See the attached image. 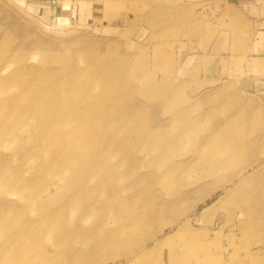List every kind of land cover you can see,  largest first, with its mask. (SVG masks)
<instances>
[{"label": "rangeland", "instance_id": "374dc122", "mask_svg": "<svg viewBox=\"0 0 264 264\" xmlns=\"http://www.w3.org/2000/svg\"><path fill=\"white\" fill-rule=\"evenodd\" d=\"M0 208V264H264V0H0Z\"/></svg>", "mask_w": 264, "mask_h": 264}, {"label": "bare ground", "instance_id": "6f19581e", "mask_svg": "<svg viewBox=\"0 0 264 264\" xmlns=\"http://www.w3.org/2000/svg\"><path fill=\"white\" fill-rule=\"evenodd\" d=\"M90 61H93V60H90ZM94 63V62H93ZM259 63H261V62H256V66H260V64ZM97 72V71H96ZM105 72H108V69H105V70H103L102 71V73H103V75L101 74V77H103V78H107V77H105ZM75 74V73H74ZM78 75V74H77ZM90 75V74H89ZM93 75V74H92ZM75 76V75H74ZM107 76V75H106ZM67 77V76H66ZM90 77V76H89ZM71 78L72 77H70V80H71ZM74 78V77H73ZM86 78H88V75H87V77ZM99 78H100V76H99ZM114 79V78H113ZM70 80H69V82H70ZM74 80V79H73ZM103 79H101V81H102ZM68 80H66V82H67ZM89 81V80H88ZM99 81V80H98ZM105 81H107V82H109L110 83V79H109V77L105 80ZM121 81V80H120ZM91 82V81H90ZM76 84V83H75ZM115 84H117V83H115ZM114 83H113V85H115ZM118 84H119V82H118ZM74 85V84H73ZM72 85V86H73ZM89 85V84H88ZM112 85V86H113ZM65 86H67V87H65ZM78 86V85H77ZM80 86V85H79ZM73 88V87H72ZM71 88V86L67 83H61L60 85L58 84V85H52L49 89H48V93H49V95H50V99H52L51 101L50 100H48L49 101V112L50 113H52V115H53V119L56 121V123L58 122V123H61L62 125H66V124H70V121L71 120H75L76 118H72V116H67L66 115V117L65 116H62L60 113H62L61 112V110H60V107H61V105H63V103H61V102H58V101H56L55 99H57V96H59L60 94L59 93H57V91L58 92H60L61 94H63V95H70L72 92H73V89ZM88 88V87H87ZM116 89V88H115ZM113 91V90H112ZM37 92H39V91H37ZM47 92V91H46ZM75 92H76V89H75ZM77 92H79V91H77ZM115 92V91H114ZM34 93V92H33ZM47 93V94H48ZM86 93V92H85ZM57 94H59V95H57ZM78 94V93H77ZM84 94V93H83ZM48 95V96H49ZM79 95V94H78ZM35 96V95H34ZM33 96V97H34ZM43 96H45V94L41 91V92H39L38 94H36V96L34 97V101H36V100H39L41 97H43ZM81 96V95H80ZM79 96V97H80ZM85 97V96H84ZM31 99H33V98H31ZM14 100H16V99H13V100H11V101H9V105L7 106V107H9L10 106V108H14L15 110H16V114H18V115H21V114H23V113H27V111L28 112H30V114H34L35 113V111L37 110V108H34L33 109V106H30V104L28 105V104H23V105H21L20 104V102L19 101H14ZM84 100V99H83ZM82 100V101H83ZM40 101H41V99H40ZM48 101H45V102H48ZM60 101V100H59ZM67 101V100H66ZM65 101V102H66ZM4 102V101H3ZM30 102V101H29ZM108 102V101H107ZM32 103H34V102H32ZM37 103H39V102H37ZM36 103V104H37ZM103 103H105V102H103ZM113 103V102H112ZM106 104H108V103H106ZM111 104V103H110ZM105 106H108V105H105ZM47 108V109H48ZM105 108V107H104ZM62 109V111H63V109L64 108H61ZM87 109V108H86ZM85 109V110H86ZM88 109H90V107L88 108ZM107 109V108H106ZM110 109H111V107H110ZM109 109V106H108V111L110 110ZM105 110V109H104ZM69 111V110H68ZM71 111V110H70ZM70 111H69V113H70ZM73 111V110H72ZM71 111V112H72ZM37 112H39V111H37ZM87 112V111H86ZM86 112H81V113H86ZM89 112H91V114H93L92 113V110L90 111H88V113L87 114H89L90 115V113ZM68 113V112H67ZM66 113V114H67ZM38 114V113H37ZM37 114H35V118H38L37 117ZM49 114V113H48ZM58 114H60V115H58ZM63 114V113H62ZM74 114V113H73ZM64 115V114H63ZM70 115V114H69ZM78 115V114H77ZM84 115V114H83ZM82 115V116H83ZM86 115V114H85ZM74 116H76L75 114H74ZM49 117V116H48ZM84 118V117H83ZM3 120V119H2ZM1 120V121H2ZM49 120V119H48ZM83 120V119H82ZM81 120V121H82ZM89 120H90V117H89ZM80 121V122H81ZM51 122V121H50ZM63 122V123H62ZM2 123V122H1ZM77 123H78V121H77ZM40 124V123H39ZM50 124V123H49ZM74 124V123H73ZM76 124V123H75ZM45 125V124H44ZM51 125H53V123L51 124ZM45 126H47V125H45ZM58 126V125H57ZM61 126V125H60ZM36 132H37V130H36ZM39 132H40V130H39ZM44 132V131H43ZM58 131H56V133H57ZM60 132H58V134H59ZM37 134H39V133H37ZM71 134H72V132H71ZM42 135V134H41ZM47 135V134H46ZM57 135V134H56ZM43 138V137H42ZM45 138H47V136H45L44 138H43V140L45 139ZM51 138V137H50ZM42 139H41V141H43ZM48 140H50V139H48ZM58 142V141H57ZM59 152V151H58ZM63 152V151H62ZM62 155V154H61ZM60 155V156H61ZM63 156V155H62ZM58 158V157H57ZM63 158V157H62ZM67 160V159H66ZM66 160H63V162H64V164H63V166H65V168H66V165H67V162L68 161H66ZM58 161V160H57ZM49 162V161H48ZM62 162V163H63ZM55 165H57L56 163H54ZM51 165V163L49 162L48 163V166H50ZM53 165V164H52ZM58 166V165H57ZM46 168H48V167H46ZM49 169V168H48ZM57 169V168H56ZM56 172V171H55ZM26 184V183H25ZM21 185L20 186V188H21V194H25V197L27 198V199H29V200H31V201H35V200H37V195L36 194H32L33 192H34V190H33V188H31L30 186H28V185ZM29 190H30V192H29ZM41 193H43L42 191H40L39 193H38V195L39 194H41ZM1 209V208H0ZM3 212H5L3 209H1L0 210V213H1V215L0 216H2L4 213ZM6 213V212H5Z\"/></svg>", "mask_w": 264, "mask_h": 264}, {"label": "crops", "instance_id": "0c3cea01", "mask_svg": "<svg viewBox=\"0 0 264 264\" xmlns=\"http://www.w3.org/2000/svg\"><path fill=\"white\" fill-rule=\"evenodd\" d=\"M224 1H233V2H237L239 5L240 4H245V3H253V0H224Z\"/></svg>", "mask_w": 264, "mask_h": 264}]
</instances>
